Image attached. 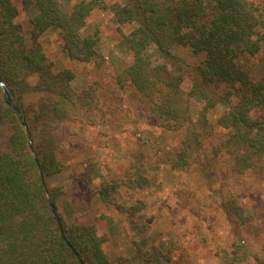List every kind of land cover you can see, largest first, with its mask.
I'll return each mask as SVG.
<instances>
[{"label":"trees","instance_id":"16d2710c","mask_svg":"<svg viewBox=\"0 0 264 264\" xmlns=\"http://www.w3.org/2000/svg\"><path fill=\"white\" fill-rule=\"evenodd\" d=\"M64 3L22 0L25 10H34L26 28L16 21L15 2L0 0V78L8 88L0 85V264H80V259L83 264H132L123 255L108 257L103 247L108 236L100 231L97 214L90 211L67 220L57 205L65 188L51 178L64 168L61 126L72 121L102 124L108 111L99 84L76 89L73 68L54 69L42 36L54 28L70 58L102 64L99 35L88 32L86 25L95 9L110 11L120 27L132 25L122 32V42L133 59L117 71L116 85L131 87L139 106L161 129L182 135L179 145L158 162L176 171L195 168L207 179L221 157L230 160V173L264 171V73L254 74L249 65L257 55L264 63V0H79L69 10ZM175 45L204 56L188 62L172 53ZM219 104L225 110L212 123L209 111ZM15 105L31 132L38 161ZM217 128L225 132L208 150ZM133 155L122 176H112L97 190L102 203L130 218L140 205L118 203L122 186L151 185L145 152ZM92 179L86 173L80 176L86 183ZM221 202L232 226L249 221L233 195ZM140 251L141 264H161L159 247ZM247 254L264 264V255Z\"/></svg>","mask_w":264,"mask_h":264},{"label":"rangeland","instance_id":"374dc122","mask_svg":"<svg viewBox=\"0 0 264 264\" xmlns=\"http://www.w3.org/2000/svg\"><path fill=\"white\" fill-rule=\"evenodd\" d=\"M13 1L19 9L16 21L27 28L34 10H25L22 0ZM77 1L65 0V9H71ZM131 28L120 27L108 10L97 8L92 12L86 30L99 35V50L105 56L102 64L70 58L62 47L60 32L54 28L42 36L54 69L73 68L76 89L99 84L108 111L105 123L80 126L72 121L60 128L59 157L64 168L51 178V183L64 184V193L57 199L59 210L67 220L85 212L97 214L99 229L108 236L103 247L111 259L123 255L132 264H141L140 250L155 245L163 253L161 264H257L252 255H244L248 251L264 255V171L230 173V160L221 157L214 166V175L207 179L195 168L176 171L158 162L160 156L179 145L182 135L161 129L156 118L139 106L131 87L116 85L117 71L133 59V53L122 42V32ZM172 53L188 62H198L204 56L182 45H175ZM249 63L254 74L264 73L258 55ZM186 87H190L189 81ZM224 110L222 104L212 108L211 122L215 123ZM198 111L193 99L194 118ZM224 132L215 129L206 148H211L209 143H217ZM138 150L145 152L151 185L143 189L122 186L118 203L126 207L140 205L130 218L102 203L97 190L112 176H122ZM84 173L92 175L91 183L80 180ZM225 195H233L249 215L245 225L234 227L228 222L221 202Z\"/></svg>","mask_w":264,"mask_h":264},{"label":"water","instance_id":"95a60500","mask_svg":"<svg viewBox=\"0 0 264 264\" xmlns=\"http://www.w3.org/2000/svg\"><path fill=\"white\" fill-rule=\"evenodd\" d=\"M0 85L2 86V88L4 89V91H7V90H8L6 83H5L1 78H0ZM15 108H16V110H17V112H18V116H19L20 122L22 123V125L24 126V128H25L26 131H27L28 139H29L30 149H31V151H32V153H33V155H34V158L38 161L37 153H36V151H35V149H34V145H33V139H32L31 132L29 131V129H28V127H27V125H26V123H25L23 117H22V114H21V112H20L19 107L15 105ZM41 174H42V172H41ZM42 177H43V176H42ZM43 184H44V187L46 188V191H47V194H48V198H49V201H50L51 209H52V210L54 211V213L56 214L57 211H56V209H55V203H54V201H53L52 195H51V193H50V190H49V188H48V186H47V184H46L44 178H43ZM59 222L61 223V220H60V219H59ZM62 232H64L63 229H62ZM80 264H83V261H82L81 259H80Z\"/></svg>","mask_w":264,"mask_h":264}]
</instances>
